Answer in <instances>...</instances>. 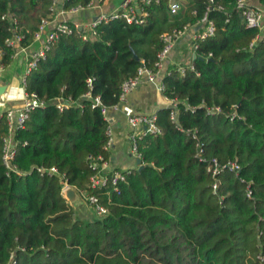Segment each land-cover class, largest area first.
Masks as SVG:
<instances>
[{
	"label": "trees",
	"instance_id": "obj_1",
	"mask_svg": "<svg viewBox=\"0 0 264 264\" xmlns=\"http://www.w3.org/2000/svg\"><path fill=\"white\" fill-rule=\"evenodd\" d=\"M91 1L65 0L64 8ZM236 1L182 0L173 13L168 0H160L146 5L143 24L118 18L100 24L87 40L84 30L57 39L27 77L26 91L50 104L34 110L26 127L16 131L15 161L24 171L56 166L71 186L84 189L92 174L88 156L111 157L104 150L109 120L85 95L91 92L114 106L126 79L143 65L155 68L162 33L195 26L208 6L217 29L200 42L194 70L165 75L163 92L178 101L177 117L171 118L172 107L157 111L162 134L138 141L144 166L131 169L121 194L93 191L110 207L102 217L81 218L61 193L60 175L7 174L3 115L0 264H8L12 254L17 264H264L258 259L264 254V33L246 26ZM52 3L0 0V52L6 65L15 53L6 39L23 33L22 44H30ZM68 97L84 107L59 111L55 100ZM234 105L243 118L231 121ZM214 106L222 111L210 114ZM188 130L205 142L209 158L241 165L237 172L219 174L217 190L207 163L195 156L197 141Z\"/></svg>",
	"mask_w": 264,
	"mask_h": 264
},
{
	"label": "built area",
	"instance_id": "obj_2",
	"mask_svg": "<svg viewBox=\"0 0 264 264\" xmlns=\"http://www.w3.org/2000/svg\"><path fill=\"white\" fill-rule=\"evenodd\" d=\"M53 3L50 7L49 14L42 18L38 28L35 30L33 39L34 41H42V44L33 52H28L26 54V67L21 76V80L25 89V96L23 100L12 105L5 113V119L8 126V132L3 136V145H2V160L7 169V174L11 176L12 174H18L19 176H26L27 174L36 171L40 176H54L60 175L62 180H64L62 195L64 191L71 185L66 180V173H61L56 166H33L29 171L21 170L15 159H16V141L15 133L18 130L24 129L26 127L27 121L29 120L31 113L37 108H46L50 103L45 98L40 97L35 92H27V77L32 72L33 69L37 68L39 62L44 60L47 56V52L51 49L52 45L57 41L61 35H70L73 34L76 30L83 31V26L78 23L70 22L65 16V11L57 12V2L52 0ZM104 0H92L88 5H77L72 6L67 9L70 12H78L79 10L85 9L86 7H99L100 3ZM210 3H213L214 0H209ZM159 3L160 0H137V5L134 3V0H123L119 8L111 10L109 12H102L98 14L92 22L89 24V27L94 35L97 34V27L102 23H107L111 20L124 18L128 23H138L143 24L146 17L148 16V11L145 10L146 5L151 3ZM170 10L173 13L178 12L182 7V0H168ZM220 9H225L223 6H219ZM236 8L239 10L241 17L248 28H257L264 33V5L261 3L255 2L254 0H237ZM211 6H208L203 17L198 20L194 28L192 39H193V49L195 54L200 46V42L207 40L208 38L216 34V23L210 19L209 12ZM197 13V11H195ZM55 14L57 16V22L52 29H48L50 26L51 18ZM60 16V17H59ZM191 26L188 24L184 28L174 29L171 32H164L161 35L164 46L162 50L158 53V60L155 63V68H149L145 65L141 66L138 69L136 75L126 79L121 87V93L119 95V101L112 107L104 105L101 101L100 96L92 97L91 92H88L85 96L92 98V107L101 106L102 112L105 115L106 119L109 120V110L111 108H118V106L126 101L127 97L142 83L144 82H157L159 75H172L174 69L166 70L165 60L168 57L169 53L175 47L176 41L182 37ZM45 35V37H43ZM90 36L85 32L83 38L87 40ZM25 39V34L15 33L13 36L6 39V44L9 47L15 49L13 57L17 56L20 51H26L28 45H23L22 42ZM259 39V34L250 44L253 47ZM213 56L212 53H209L208 58ZM5 62L2 52H0V74L5 69ZM194 70V64L190 65H180L175 70L180 72L182 75H185L187 70ZM93 79L89 78V86L92 87ZM161 91L165 90V85L163 82L159 84ZM169 105L167 107H172L171 118L176 120L177 110L175 109L178 105V101L175 99H170L167 97ZM55 105L59 111L64 112L72 105H77L81 108L84 107V104L79 100H74L71 97L68 98H57L55 100ZM189 106V105H188ZM191 106H189L190 108ZM234 110L230 113L229 117L231 121L236 118H243L237 110V105H234ZM196 108L193 107L192 110ZM222 109L220 106H214L208 109L210 114H216L221 112ZM3 115H0V123L2 122ZM129 127L131 128L130 134V150L131 153L136 156L138 159H142V154L139 150V139L143 138L147 134H162V128L157 123V114H132L127 118ZM192 134L196 142V154L195 156L202 162H206L208 171L213 174L216 178V181L213 183L214 190L218 189L219 174L225 169H230L232 171H239L241 165L238 161H228L221 163L218 157L209 158L206 155V145L205 142L200 140V137L196 131L188 130ZM108 141L104 146V150L110 154L112 146L114 143L113 130L109 123L108 129ZM88 168L92 171L90 175L87 188L79 189L82 196L88 202L89 207L93 210L96 216H104L110 212V207L108 204L102 201L100 195L94 193L93 191L99 190L102 192L108 193H122V184L127 181V175L131 172V169L122 170L111 167V160L105 158L103 155L88 156ZM248 195L251 197L253 191L251 186L248 185L247 188ZM258 259L264 261V254H258ZM8 264H17V260L14 254L11 255V260Z\"/></svg>",
	"mask_w": 264,
	"mask_h": 264
},
{
	"label": "crops",
	"instance_id": "obj_3",
	"mask_svg": "<svg viewBox=\"0 0 264 264\" xmlns=\"http://www.w3.org/2000/svg\"><path fill=\"white\" fill-rule=\"evenodd\" d=\"M254 1L259 3L258 0ZM56 2L57 12L65 11L64 16L70 22L82 25L84 32H86L85 27L90 29L89 24L98 14L119 8L123 0H104L100 3L99 7H86L78 12L67 11V9L64 8L65 0H56ZM134 3L137 5V0H134ZM57 16H55V14L52 16L48 29H52L55 26ZM194 29H196V27H191L176 41L175 47L165 60L166 70L176 69L180 65L187 66L193 63V59L196 56L192 39ZM89 36H92V34ZM43 37H45V35ZM41 44L42 41H34V39L30 41L27 50L20 51L17 56L13 57L11 63L6 65L5 69L1 72L0 85L6 86V89L0 94V115L5 114L12 105L23 100L25 89L24 96L21 97L18 88L19 84L23 86L21 76L26 67V54H28V52H33ZM164 77L165 74H162L157 78V82L142 83L127 97L126 101L118 106V108H111L109 110V123L113 130L114 138V143L110 152L112 168H123L122 170L140 168L138 158L134 156L130 150L129 138L131 128L128 125L127 118L132 114H154L157 113L159 109L169 105L167 97L159 88V84L163 82Z\"/></svg>",
	"mask_w": 264,
	"mask_h": 264
},
{
	"label": "water",
	"instance_id": "obj_4",
	"mask_svg": "<svg viewBox=\"0 0 264 264\" xmlns=\"http://www.w3.org/2000/svg\"><path fill=\"white\" fill-rule=\"evenodd\" d=\"M138 58V56L136 55ZM6 89V86L0 85V94H2ZM140 164V169L144 166L142 159H138ZM64 197L70 203L71 207L78 213V215L83 219L93 220L91 214L95 215L93 210L89 207L88 202L80 193L79 189L75 186H70L64 191Z\"/></svg>",
	"mask_w": 264,
	"mask_h": 264
},
{
	"label": "rangeland",
	"instance_id": "obj_5",
	"mask_svg": "<svg viewBox=\"0 0 264 264\" xmlns=\"http://www.w3.org/2000/svg\"><path fill=\"white\" fill-rule=\"evenodd\" d=\"M85 31L88 33V35H91V34H92L91 31H90V29H89L88 27H85ZM18 92L21 94V97L24 96V88H23L22 84H19ZM131 156H132V155H131ZM122 169H123V168H122ZM91 215H92V217H94V218H96V217H102V216H96V215H93V214H91ZM82 264H88V263H82ZM121 264H122V263H121ZM197 264H199V263H197Z\"/></svg>",
	"mask_w": 264,
	"mask_h": 264
}]
</instances>
